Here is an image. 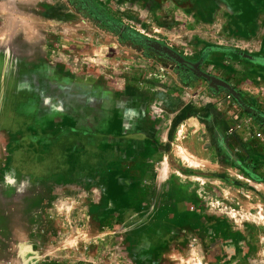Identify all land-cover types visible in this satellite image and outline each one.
Masks as SVG:
<instances>
[{"label": "rangeland", "instance_id": "374dc122", "mask_svg": "<svg viewBox=\"0 0 264 264\" xmlns=\"http://www.w3.org/2000/svg\"><path fill=\"white\" fill-rule=\"evenodd\" d=\"M0 257L264 264V0H0Z\"/></svg>", "mask_w": 264, "mask_h": 264}, {"label": "crops", "instance_id": "0c3cea01", "mask_svg": "<svg viewBox=\"0 0 264 264\" xmlns=\"http://www.w3.org/2000/svg\"><path fill=\"white\" fill-rule=\"evenodd\" d=\"M118 183L120 184L119 186H121V185H125V182H124L123 180H121V179L118 181ZM114 188H115V186H114ZM120 203H126V200H125L124 202H121V201H120ZM120 203L118 204V206H120V207H121V206H124V205H121ZM125 205H127V204H125Z\"/></svg>", "mask_w": 264, "mask_h": 264}, {"label": "built area", "instance_id": "2783aa9c", "mask_svg": "<svg viewBox=\"0 0 264 264\" xmlns=\"http://www.w3.org/2000/svg\"><path fill=\"white\" fill-rule=\"evenodd\" d=\"M0 264H6V262L0 257Z\"/></svg>", "mask_w": 264, "mask_h": 264}, {"label": "bare ground", "instance_id": "6f19581e", "mask_svg": "<svg viewBox=\"0 0 264 264\" xmlns=\"http://www.w3.org/2000/svg\"><path fill=\"white\" fill-rule=\"evenodd\" d=\"M186 158H188V157H186ZM262 217H263V216H262ZM197 264H203L202 260L200 259V260L197 262Z\"/></svg>", "mask_w": 264, "mask_h": 264}]
</instances>
